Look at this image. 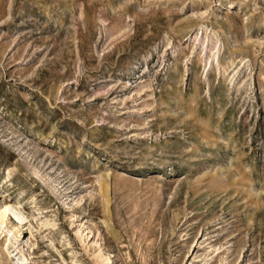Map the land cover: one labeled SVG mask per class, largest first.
<instances>
[{
	"label": "rangeland",
	"instance_id": "1",
	"mask_svg": "<svg viewBox=\"0 0 264 264\" xmlns=\"http://www.w3.org/2000/svg\"><path fill=\"white\" fill-rule=\"evenodd\" d=\"M4 203L0 264H264V0H0Z\"/></svg>",
	"mask_w": 264,
	"mask_h": 264
},
{
	"label": "bare ground",
	"instance_id": "2",
	"mask_svg": "<svg viewBox=\"0 0 264 264\" xmlns=\"http://www.w3.org/2000/svg\"><path fill=\"white\" fill-rule=\"evenodd\" d=\"M18 206H19L18 203L16 205H12L10 203H4L0 207V231H1V229L2 230L7 229V233H11V229L8 227V224H7L9 216H12V218H13V226H15L14 228L16 230L22 231V228H23V226H25L26 223H25V217H24L22 211L19 209ZM17 225H18V227H17ZM14 234L15 233H12V236H14ZM9 242H11V241H9ZM17 261H20V260L18 259ZM19 263H21V262H19Z\"/></svg>",
	"mask_w": 264,
	"mask_h": 264
}]
</instances>
